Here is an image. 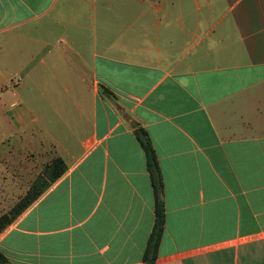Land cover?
<instances>
[{"label":"crops","instance_id":"crops-1","mask_svg":"<svg viewBox=\"0 0 264 264\" xmlns=\"http://www.w3.org/2000/svg\"><path fill=\"white\" fill-rule=\"evenodd\" d=\"M140 130L154 264H264V0H0L3 182L66 165L0 232V264H144Z\"/></svg>","mask_w":264,"mask_h":264},{"label":"trees","instance_id":"trees-1","mask_svg":"<svg viewBox=\"0 0 264 264\" xmlns=\"http://www.w3.org/2000/svg\"><path fill=\"white\" fill-rule=\"evenodd\" d=\"M137 134L140 144L145 152L146 164L152 177L155 197V219L144 251L143 262L144 264H154L157 247L164 226L163 186L156 154L151 145L148 134L144 130L138 131ZM65 168V162L59 156L52 158L47 164H45L42 173L35 178L27 192L22 195L8 211L0 214V232L10 225L18 215H20L43 191H45L49 183L57 179L65 171Z\"/></svg>","mask_w":264,"mask_h":264},{"label":"rangeland","instance_id":"rangeland-1","mask_svg":"<svg viewBox=\"0 0 264 264\" xmlns=\"http://www.w3.org/2000/svg\"><path fill=\"white\" fill-rule=\"evenodd\" d=\"M2 65L4 66L3 71H4V74L6 75L7 81H8V84H7L8 91H11V89H15L16 91L21 92V90L18 89L19 88L18 86L21 83H23V80H22V73L19 69L17 62L6 61V62H3ZM29 125L27 126L28 132H30V129L35 128V124H32L30 126ZM21 133L22 132H18L16 134H21ZM10 141H12L14 147H18L21 145V140L18 137H16L15 139H11ZM5 144H7V142ZM1 147H2V145L0 144V149H1ZM22 155H23L22 150H18L15 153L14 157H16V158L18 156L21 157ZM42 155H44V154H42ZM43 157L39 160L42 161ZM47 158H49V156H47ZM19 160H22V159H19ZM47 162H49V161H47ZM25 165H26L25 162H23V163L19 162L18 167L17 168L15 167L17 170H15L14 176L10 172H8V174H7L8 175V182H6V183L3 182V179H2L3 174L1 173V168H0V214L5 212V211H8L12 207V205L18 200V198L21 197L22 195H24V192H25L27 186L29 185V183L34 179V177L36 175L38 176V174L42 173V170L40 169V165H44V163L43 164L40 163L39 166H35V167L28 166V165L25 166ZM0 166H1V162H0ZM13 177L15 180H18L19 184L18 183L14 184L12 182ZM4 184H6V185H4Z\"/></svg>","mask_w":264,"mask_h":264}]
</instances>
